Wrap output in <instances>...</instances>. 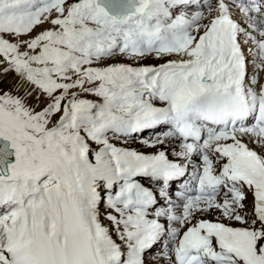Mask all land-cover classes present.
Masks as SVG:
<instances>
[{"label": "snow or ice", "instance_id": "obj_1", "mask_svg": "<svg viewBox=\"0 0 264 264\" xmlns=\"http://www.w3.org/2000/svg\"><path fill=\"white\" fill-rule=\"evenodd\" d=\"M262 73L264 0H0V264H264Z\"/></svg>", "mask_w": 264, "mask_h": 264}, {"label": "rangeland", "instance_id": "obj_2", "mask_svg": "<svg viewBox=\"0 0 264 264\" xmlns=\"http://www.w3.org/2000/svg\"><path fill=\"white\" fill-rule=\"evenodd\" d=\"M149 63H151L152 61H148ZM14 81V78L9 75L6 79H5V83H4V86L5 87H8L10 86L9 82H13ZM131 147L133 148H140L141 151H151L150 149H144L142 146H140L138 143H132L131 144Z\"/></svg>", "mask_w": 264, "mask_h": 264}, {"label": "bare ground", "instance_id": "obj_3", "mask_svg": "<svg viewBox=\"0 0 264 264\" xmlns=\"http://www.w3.org/2000/svg\"><path fill=\"white\" fill-rule=\"evenodd\" d=\"M155 61H152L151 63H154Z\"/></svg>", "mask_w": 264, "mask_h": 264}]
</instances>
